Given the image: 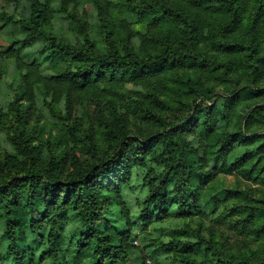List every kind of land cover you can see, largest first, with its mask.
Segmentation results:
<instances>
[{"label":"trees","instance_id":"obj_1","mask_svg":"<svg viewBox=\"0 0 264 264\" xmlns=\"http://www.w3.org/2000/svg\"><path fill=\"white\" fill-rule=\"evenodd\" d=\"M28 1L30 20L8 21L27 34L24 46L46 40L57 64L56 75L48 77L41 72L43 62L26 65L18 59L17 69L25 71L19 83L23 96L19 100L30 101L34 90L41 87L48 96L53 93L55 103L64 96L71 100L74 88L93 91L99 97L110 95L117 101L126 97L121 91L127 85L149 92L129 93L134 96H129L119 123L107 126L101 148L95 145L94 160L70 179H63L65 160L44 164L41 151L26 133L19 100L10 102L9 113L0 107V225L8 245L6 260L10 264H38L36 255L40 253L39 264H123L131 254L129 235L133 228L157 220L170 226L154 241V254L170 256L159 264H264V208L258 211L247 201L220 207L230 197L223 202L224 191L211 186L222 172L245 174L250 155L237 160L232 148L238 142H255L247 134L259 109L251 112L245 127L225 133L208 147L202 136L216 120L213 115L210 118L212 112L210 120L206 115L204 120L199 117L200 105H194L198 118L180 123L165 120V113L176 109L184 96L204 99L189 77L186 82L178 78L179 68L201 64L229 76L238 54L253 69L255 84L261 76L264 80V49L257 51L255 46L256 37H264V0H170L172 5L148 0L139 7L128 5L122 14L150 19L169 28L168 37L180 39V46L168 45L154 53L136 51L130 42L119 49L108 40L105 48L96 51L63 44L61 37L47 34L53 20L50 6L55 0ZM75 1L79 0H63V4ZM87 1L101 16L107 17L114 10L108 0ZM204 14L216 18L211 22ZM238 37H250V47ZM205 41L233 59L228 63L208 59L199 49ZM260 43L262 47L261 38ZM248 48L250 55L245 53ZM10 85L14 86L13 81ZM254 87L246 85L239 90ZM138 95L142 98L131 100ZM239 98H231V110ZM132 121L154 131L148 136L143 131L137 133L131 129ZM138 184L146 195L140 198L142 209L136 219L130 216L125 198ZM216 220L223 222L221 227L227 225L234 235L228 238L235 244L225 245L216 239L210 228Z\"/></svg>","mask_w":264,"mask_h":264},{"label":"rangeland","instance_id":"obj_2","mask_svg":"<svg viewBox=\"0 0 264 264\" xmlns=\"http://www.w3.org/2000/svg\"><path fill=\"white\" fill-rule=\"evenodd\" d=\"M108 1L112 3L114 10H110L111 14L104 17L91 1L79 0L69 6H64L63 0H55L50 6L53 20L47 31L48 37H61L63 44L74 47L82 45L89 49L95 48V51L100 47L105 48V43L108 40L114 41L119 49L124 43L130 42L136 51L146 50L151 53L157 52L160 48L165 49L168 45L180 46L178 37H168L169 28L153 24L152 20L142 18L140 15L121 13L127 10L128 5L139 7L148 0ZM159 1L172 5L170 0ZM30 5L28 0H0V107L6 108V112L9 111L8 106L12 100H19L23 97L19 83L25 71L17 69L18 59L26 65L32 64L35 60L43 62L42 74L48 77L56 75L57 61L50 55L47 41L41 40L31 47L24 46L27 34L18 24L8 21L9 18H13L15 21L28 22L31 16ZM208 16L204 14L203 18L211 20V22L216 18V16ZM260 38L263 41L262 47ZM238 39H244L242 41L244 46L250 47V37H238ZM256 39H258L255 43L257 51H261L264 49V37H256ZM199 49L202 54L207 55L208 59L221 63H228L234 57L217 50L211 41L203 42ZM251 52L252 50L248 48L245 53L250 55ZM235 59L236 66L230 70L229 76H226L224 72L217 73L209 70L201 64L195 68L177 69L178 78L186 82L189 77L194 87L198 89L197 94L204 99L201 100L196 96L189 98L184 96L183 102L176 104V109L165 113V120L172 123L193 120L197 117L194 105H200L199 117L204 120V115L208 117L212 112L210 118L213 115L216 120L209 123V132L206 136H202L206 147H208L224 138L225 133L230 134L245 127L251 112L259 109L251 118L247 134L254 138L255 142L251 144L238 142V146L232 148L237 160L249 153L250 159L245 161V174L242 176L239 173L222 172L212 180L211 186L214 190L224 191L226 196H224L223 202L230 197L224 203L222 202L223 205L221 204L220 207H229L235 203L247 201L252 206L254 205L256 210L262 211L261 208H264V80L261 76L259 83L255 84L253 69L245 64L242 56L236 54ZM15 74H17L16 78L12 80ZM12 81L14 86L10 85ZM246 85L256 87L239 90ZM125 89L121 92L126 97L121 101H117L110 95L99 97L93 91H81L74 88L71 100L64 96L59 103H55L53 93L48 96L44 87L35 89L30 101L19 100V105L23 107V115H25L24 121L27 122L26 133L31 136L33 146L41 151L40 155L44 164L47 166L52 161L65 160L64 168L61 169L63 179L73 178L84 171L94 160L95 145L98 144L99 148L103 146V140L102 143L100 141L107 126L114 121L118 124L121 119L120 113H125L124 108L129 96H134L129 93L139 91V94H146L149 92L147 88H136L133 85L125 86ZM15 94L18 96L15 97ZM235 95L240 97L239 102L231 110V98ZM140 98L142 97L138 95L132 97L131 100ZM196 99L198 100L196 101ZM213 107L216 108L211 110ZM13 116L14 113H11V117ZM210 118L208 117L209 120ZM130 126L133 131H137V133L143 131L142 133H145L146 136L154 131L141 122L132 121ZM0 141H2L1 137ZM138 181L140 183V180ZM145 195L146 193H142L139 184L134 192L127 194L125 199L130 208L131 217L137 219L138 213L142 209L141 199ZM258 214L262 213L258 212ZM217 221L210 223V228L215 232L216 239L225 245L235 244L234 239L229 240L228 238L229 235H234L229 233L227 225L221 227L223 222L218 224ZM158 222L155 220L151 224L133 228L129 235L131 254L123 264H159L170 257L162 252L158 255L154 254V251L157 250L154 248L155 239L161 230L170 227L169 225H160ZM214 224H216V228ZM123 229L127 230L126 227ZM3 230V226L0 225V264H10L6 260L8 245L3 236ZM239 241H241L240 237ZM230 245L228 248L233 251V247ZM258 245L259 242L252 249ZM39 257L40 253L36 255L38 264Z\"/></svg>","mask_w":264,"mask_h":264}]
</instances>
